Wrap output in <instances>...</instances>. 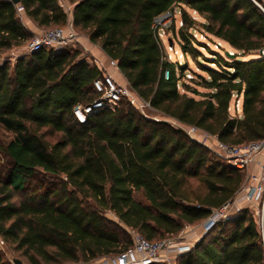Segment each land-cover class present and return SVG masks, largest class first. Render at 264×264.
Returning <instances> with one entry per match:
<instances>
[{"label": "trees", "instance_id": "16d2710c", "mask_svg": "<svg viewBox=\"0 0 264 264\" xmlns=\"http://www.w3.org/2000/svg\"><path fill=\"white\" fill-rule=\"evenodd\" d=\"M68 1L74 27L117 61L151 108L227 145L264 141V12L252 0ZM17 5L42 29L68 21L59 0H0V51L33 37ZM177 7L185 54L200 55L188 32L194 21L187 9L205 18L207 33L235 50L233 57L225 51L213 61H197L208 73L197 74L203 93L182 81L183 66L179 75L153 26L156 17ZM101 78L103 72L79 49L42 48L0 64V125L14 134L0 145L8 162L0 176V239L29 264L118 255L133 244L127 229L150 241L167 239L233 201L246 183L244 170L180 127L147 118L126 99L79 122L74 109L99 96L93 83ZM234 97H242L240 114L231 112ZM42 128L61 136L49 142ZM176 263L264 264L253 211L243 208L216 221Z\"/></svg>", "mask_w": 264, "mask_h": 264}, {"label": "built area", "instance_id": "2783aa9c", "mask_svg": "<svg viewBox=\"0 0 264 264\" xmlns=\"http://www.w3.org/2000/svg\"><path fill=\"white\" fill-rule=\"evenodd\" d=\"M59 2L69 16L66 25L45 29L35 34L27 45L26 54L42 48H49L58 52L81 50L80 45L82 46V44L72 22L73 7L69 6V2L66 0H59ZM17 10L21 19L24 20L26 16L23 12V7L17 5ZM173 13L174 11H167L154 19L153 26L158 30L159 36L162 30L169 27ZM83 54L85 55V53ZM100 60L99 57H93L92 62L90 61L103 72V78L97 79L93 83L99 96L85 106L78 105L75 107L74 114L79 122H86L91 115L102 109H114L122 99L128 100L140 111L146 106L150 107V104L141 98L130 86L118 84L111 74H109L108 68L119 70L116 60L109 58V66H104ZM164 76L165 78H169V72L166 71ZM175 121L172 125L180 127L191 138L203 143L211 150L215 152L223 151L229 157L230 164L242 170L248 171L256 156L264 149V141L250 142L242 145H227L219 141L215 135H211L196 126ZM242 188L245 191L247 200L254 204V206H256V203L259 206L253 213L263 235L264 242V164L258 170L248 173L246 183ZM233 201L214 209L208 217V225L212 226L220 219L230 218L232 216L230 209ZM131 233L133 239L132 246L118 255L102 257L101 264H151L165 250L173 251V255H164L162 261L165 264H177V257L192 249L195 242L191 238L197 236L199 232L196 225L186 224L181 230L182 240L179 242H170L168 240L150 241L136 231L132 230Z\"/></svg>", "mask_w": 264, "mask_h": 264}, {"label": "rangeland", "instance_id": "374dc122", "mask_svg": "<svg viewBox=\"0 0 264 264\" xmlns=\"http://www.w3.org/2000/svg\"><path fill=\"white\" fill-rule=\"evenodd\" d=\"M256 2H258V1H256ZM261 2L262 3H259V2L258 3L264 9V0H261ZM68 5L73 7V4L70 2ZM187 11H188L191 19H193V21H194L193 28H189L188 32L193 33V37L195 38L194 46L199 51L200 55L198 56V54H195L194 56H192L190 54H185V52L182 49L181 43H186V42L184 40H182V38L180 37V33H179L180 28L183 26V17H182L181 9L178 7L174 9L173 17H172V20L170 21L169 27H167L161 31L160 38L162 39V43L164 45V49H165V53L167 55V59L169 61L175 63V65H177V73L179 75L182 72L181 71L182 69L179 67V65L183 66L184 76H181L182 81L189 84L192 88H196L199 92L203 93L206 91V89L202 86L201 79L197 76V74L202 75L203 77H208V73L201 69V67L197 61L198 60L204 61V62L213 61L212 59L217 58L216 53H219L220 55L225 56V51L233 52L235 50L230 45H228L227 43L220 41L218 38L210 35L209 33H207L205 31V29L202 26V23L205 22V18L203 16L199 15L198 13H196L195 11L190 10V9H187ZM24 21L25 20H23V22ZM50 28H53V27H50ZM45 29H49V28H43V29L39 28L38 30L36 29L35 34H38ZM76 31L79 35V40L81 43L88 42L87 39H89V38L87 37V35L82 30H80L79 28H76ZM35 34L33 33V36ZM32 38L33 37H30V39L27 40L21 46H14L10 49L0 51V64L3 62H7V61H10V63L13 64L18 57L25 55L27 45L29 44V42ZM219 43L221 45H218ZM80 47H81L80 48L81 51L83 53H85V56H86L87 55L86 50H84L81 45H80ZM196 57H198L197 60H196ZM251 57H252V55H248L245 59H249ZM101 62H102V64H104V66H109V60L101 61ZM210 65L212 67H216V65L213 63H210ZM105 74H107V72H105ZM127 86H129V85H127ZM179 90L181 92H184L185 88L182 85H180ZM188 92H189V94L194 95L193 91H188ZM195 97L197 99L201 98L200 95H195ZM241 107H242V97H240L239 99L234 97V99L231 103V112L233 114H238V113L240 114L241 113ZM141 113L150 119H154V120H158V121H166V122L171 123V124H174L176 122L175 119H172V118L166 116L165 114H163L162 112L157 111V110H155L149 106L142 108ZM39 132L41 134H43L44 138L47 141L52 142V143L55 142L56 140H58L61 136L60 133H57L50 128H42L39 130ZM13 137H14V134L12 132L6 130L4 127H2L0 125V145L6 144ZM216 153L219 154L221 157H223L228 164H230L229 157L223 151H219ZM7 164H8L7 159H6L5 155L2 153V150H0V176H2L4 170L7 167ZM136 198L139 199L140 201L145 202V199L142 197L141 194H136ZM251 206L248 208L251 209V211H253V212H255L256 208L259 207L257 205V203H256V206H254V204L251 203ZM230 213H231V215H234V213L232 211ZM106 216L109 219L117 221V218L110 212H107ZM207 221H208V218H206L202 221H199L195 224L197 226L198 232H199L197 236H194L193 238H191V240L194 241L195 243L198 242L213 226V225L209 226ZM207 228H209V229H207ZM127 231H128V233H130V235L132 237V233H131L132 230L127 229ZM181 237H182V235L180 232L177 235L171 236V237H169L167 239H163V240H168L170 242H179L182 240ZM0 252L3 255V262H2L3 264H15V262H14L15 259L20 260L21 264H29L28 260L25 257L20 256L14 250V246L12 244L4 243L1 239H0ZM172 253H173V251H171V250L162 251L160 256L154 262L161 263L162 259L164 258V255H166V254L173 255ZM101 260H102V258H99V259L94 260V261L89 262V263L85 262V261H80L77 263H69V264H101Z\"/></svg>", "mask_w": 264, "mask_h": 264}, {"label": "crops", "instance_id": "0c3cea01", "mask_svg": "<svg viewBox=\"0 0 264 264\" xmlns=\"http://www.w3.org/2000/svg\"><path fill=\"white\" fill-rule=\"evenodd\" d=\"M68 2V0H66ZM24 24L28 30H30L32 33H36V29L38 30L40 27H38L32 19L25 17L24 18ZM88 42H83L82 48L86 50V54L88 55L89 62H92L93 57H99L101 61H107L109 60L108 55L98 46L93 44L89 39H87ZM90 62V63H91ZM109 74L121 85L127 86L128 81L124 77V75L121 73L120 70H115L108 68ZM264 164V149L261 153H259L256 158L254 159V162L251 164L250 169L246 171V175L248 176L249 172H254L259 169L261 165ZM251 206V203L247 200L245 196V191L243 188L237 193V195L234 198L233 204L231 206L230 212L232 211L234 214H236L239 210L243 208H248ZM252 207V206H251Z\"/></svg>", "mask_w": 264, "mask_h": 264}, {"label": "water", "instance_id": "95a60500", "mask_svg": "<svg viewBox=\"0 0 264 264\" xmlns=\"http://www.w3.org/2000/svg\"><path fill=\"white\" fill-rule=\"evenodd\" d=\"M20 0H12L13 3H19ZM263 12H264V9L263 7L258 3L256 2L255 0H252ZM218 45H221L220 43ZM262 54H264V51H261ZM226 55L229 56V57H233L234 56V53L233 52H230V51H226ZM15 264H21V261L18 260V259H15Z\"/></svg>", "mask_w": 264, "mask_h": 264}]
</instances>
